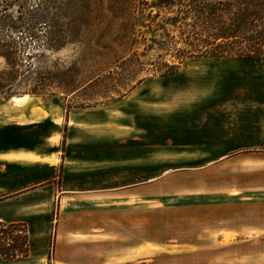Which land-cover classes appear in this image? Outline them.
Here are the masks:
<instances>
[{"label":"rangeland","instance_id":"374dc122","mask_svg":"<svg viewBox=\"0 0 264 264\" xmlns=\"http://www.w3.org/2000/svg\"><path fill=\"white\" fill-rule=\"evenodd\" d=\"M40 1L28 0L27 7ZM51 1L61 7L65 0ZM4 14L18 17L21 10L16 5L7 13L0 11ZM104 14L109 15L107 10ZM155 20L150 29H141L147 42L140 35V62L130 60L131 53L116 42L117 28L105 32L100 45L85 42L58 54L46 52L47 61L41 57L42 40L35 46L28 34L16 35L24 73L12 92L29 97L16 103L14 97L0 96V118L35 126L38 145L53 148L51 162L95 158L102 176L110 172L111 184L118 186L160 179L147 190L151 201L145 212L87 201L61 206L57 198L52 210L23 212L18 222L28 226L30 253L12 261L0 256V264H141L137 254L128 253L145 242L164 246L158 256L150 252L153 264H213L212 253L220 255L214 264H228L223 252L232 260L230 251L237 245L221 247L212 239L205 244L206 206L225 202L237 207L236 196L214 190L264 186V58L189 56L179 63L174 56L181 45L149 41L161 21ZM145 45H151L147 51ZM55 60L66 67L77 63L78 92L65 95L47 87L27 94L35 83L33 71ZM28 72L31 79L23 76ZM256 198L260 200L254 202L264 203V193ZM110 202L115 201L100 203ZM258 211L264 215V209ZM190 243L198 247L193 256Z\"/></svg>","mask_w":264,"mask_h":264},{"label":"trees","instance_id":"16d2710c","mask_svg":"<svg viewBox=\"0 0 264 264\" xmlns=\"http://www.w3.org/2000/svg\"><path fill=\"white\" fill-rule=\"evenodd\" d=\"M105 3L107 8L103 7ZM27 4L28 0H3L0 4L1 12L7 13L16 5L21 10L18 17L0 16V60L4 63L0 96L4 100L22 96L12 92L13 84L24 73L22 50L16 40L19 32L28 34L33 44L42 40L41 57L47 61L46 52L58 54L70 45L85 42L100 45L107 37L105 32L117 28L116 42L131 53L130 60L140 62L144 56L139 52L140 35L147 42L141 29H150V22L156 18L161 21L149 41L163 47L181 45L174 56L179 63L189 56L264 58V0H65L61 7L51 0H41L31 8ZM50 8L55 9L53 15ZM102 26L106 27L104 32ZM150 46L145 45V51ZM40 69L33 71L35 83L27 94H40L39 90L47 87H55L65 95L80 89L76 62L66 67L55 60ZM33 73L23 76L31 79ZM30 250L26 223L0 222L2 258L16 260L28 256Z\"/></svg>","mask_w":264,"mask_h":264},{"label":"crops","instance_id":"0c3cea01","mask_svg":"<svg viewBox=\"0 0 264 264\" xmlns=\"http://www.w3.org/2000/svg\"><path fill=\"white\" fill-rule=\"evenodd\" d=\"M23 125L21 121L5 122L0 118V222L19 223L18 215L23 212L52 210L56 198L59 199L61 206L64 202L87 201L97 207L130 205L140 212L149 209L151 200L147 190L157 184L155 182L160 178L118 186L114 182L111 184L110 172L108 177L102 176L95 158L87 162L64 158L62 162L60 160L51 162L48 157L53 153V148L38 145L36 127L28 123ZM46 139L49 140L50 137L46 136ZM252 145L260 146L261 144ZM86 163L90 165L86 167ZM62 170L63 174L60 177L58 174ZM75 179L79 182L77 186L70 184V181ZM212 192L228 198L236 196L239 203L236 208L233 204H225V202L211 207L206 206L205 220L208 228L204 237L205 244L210 243L212 239L213 242L221 243V247L237 245L236 250L230 251L233 253L232 260L231 256H226L229 252L221 254L224 263L227 260L228 264L230 262L245 264L246 258L247 264L264 263V215L258 214L260 213L258 209H264V203L254 202L257 199L260 200L256 196L264 193V186H248L236 191L223 187ZM118 199L123 201L117 202ZM107 201L115 202L105 205L100 203ZM210 211H212L210 214L212 217L208 218ZM213 211H218V217H215L216 212ZM163 247L162 244L140 243L132 246L128 255L131 257L132 254H137L141 264H153L156 260H149L150 252L158 256L163 251ZM197 248V245L190 243V256L197 253ZM204 248L205 258H207L209 246L205 245ZM212 255L211 262L214 264L220 255L217 256L214 253Z\"/></svg>","mask_w":264,"mask_h":264},{"label":"bare ground","instance_id":"6f19581e","mask_svg":"<svg viewBox=\"0 0 264 264\" xmlns=\"http://www.w3.org/2000/svg\"><path fill=\"white\" fill-rule=\"evenodd\" d=\"M26 99H27L26 96H25V97H15V98L13 99V101L16 102V103H21V102H25ZM16 105H17V104H16Z\"/></svg>","mask_w":264,"mask_h":264}]
</instances>
